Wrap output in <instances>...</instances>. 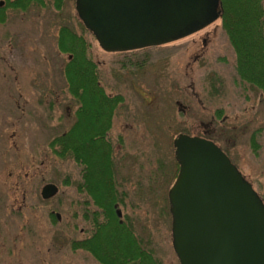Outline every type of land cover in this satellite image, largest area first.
Here are the masks:
<instances>
[{
  "label": "rangeland",
  "instance_id": "rangeland-1",
  "mask_svg": "<svg viewBox=\"0 0 264 264\" xmlns=\"http://www.w3.org/2000/svg\"><path fill=\"white\" fill-rule=\"evenodd\" d=\"M4 13L0 197L9 207L8 215L16 218L9 236L19 244L16 262L10 256L8 262L97 264L87 253L70 247L73 239L89 235L90 221L80 204L86 194L75 188L79 169L73 161L55 157L49 148L50 140L71 126L77 106L63 76L68 55L56 47L60 25L81 32L75 0H66L61 11L48 3L25 11L8 8ZM87 36L101 84L109 94L124 97L110 130L116 183L125 193L123 204H118L121 219H132L136 233L150 240L163 264H179L171 243L168 202L178 173L174 138L182 130L216 137L214 142L264 196V95L237 75L235 54L219 19L191 36L132 52H106ZM215 76L213 91L210 80ZM217 109H222L221 118L214 117ZM255 132L257 155L251 143ZM66 178L70 183L64 185ZM49 182L59 191L43 199L41 188ZM50 212L59 217L53 219ZM4 216L0 208L1 221Z\"/></svg>",
  "mask_w": 264,
  "mask_h": 264
},
{
  "label": "water",
  "instance_id": "water-1",
  "mask_svg": "<svg viewBox=\"0 0 264 264\" xmlns=\"http://www.w3.org/2000/svg\"><path fill=\"white\" fill-rule=\"evenodd\" d=\"M75 10L101 49L126 52L202 30L219 19L221 5L220 0H75ZM173 149L179 168L168 202L179 264H264V201L252 183L211 139L179 133ZM58 191L49 182L40 194L49 199Z\"/></svg>",
  "mask_w": 264,
  "mask_h": 264
},
{
  "label": "trees",
  "instance_id": "trees-1",
  "mask_svg": "<svg viewBox=\"0 0 264 264\" xmlns=\"http://www.w3.org/2000/svg\"><path fill=\"white\" fill-rule=\"evenodd\" d=\"M65 2L6 0L5 5L0 6V22L5 21L4 11L8 8L25 11L32 5L46 7L50 3L55 10L61 11ZM220 5L219 20L235 54L236 73L242 81L264 95V0H220ZM80 23L81 32L68 24L60 25L57 32V50L68 55L63 76L77 106L71 126L49 142L55 157L71 160L79 169L80 178L75 188L86 194V200L80 204L85 218L90 221L89 238L73 239L70 247L88 250L99 264H163L155 256L150 240L136 233L132 219L128 216L121 219L115 212L114 205L123 204L125 193L116 183L115 151L110 130L124 97L109 94L101 84L100 68L90 55L92 41L87 34L92 39L94 36ZM210 81L215 91L216 76ZM221 115L222 109L214 113L216 118ZM256 135V132L252 134L251 143L257 155L260 145ZM209 139L217 141L214 136ZM63 183L67 185L70 181L66 178ZM260 196L264 201V196Z\"/></svg>",
  "mask_w": 264,
  "mask_h": 264
},
{
  "label": "flooded vegetation",
  "instance_id": "flooded-vegetation-1",
  "mask_svg": "<svg viewBox=\"0 0 264 264\" xmlns=\"http://www.w3.org/2000/svg\"><path fill=\"white\" fill-rule=\"evenodd\" d=\"M5 2H6V0H0V5L1 6L5 5ZM202 30H199V31H197L195 33H198V32H200ZM195 33H193V34H195ZM193 34H191V35H193ZM191 35H189V36H191ZM203 42L205 43L206 39H203ZM146 48H148V47H146ZM146 48L136 49V50H143V49H146ZM136 50H131V51H136ZM126 52H130V51H126ZM178 168H179V166H178ZM6 204L7 203H4L3 198L0 197V208H2L4 210V214H5V216H4L5 218L2 221L0 219V264H11L12 262H14L15 261L14 260V255H15V258H16L17 251H18V245H19L18 242H14V240L12 241L10 239V236H9V232L12 231L10 228H12V225H16V222H15L16 218L12 217L11 215H8L9 214V211H8L9 207H7ZM114 208H115V212H116V210L119 209L117 205H114ZM11 209H13V208H11ZM17 212L18 211L16 210V213ZM20 212L21 211H19V213ZM50 216L52 217V212H50ZM121 216L122 215L120 213L119 217L121 218ZM58 217L59 216H57V214H56L55 218H58ZM87 238H89V235L86 236V234L85 235L83 234V236L78 238L77 240L81 241V240H85ZM9 240L11 242H14V243H9ZM77 250H81V251L87 253L89 256H91L97 262V264H99V262L94 258V256L88 250H85L83 248H80V249H77ZM9 256L12 257V262L11 263L8 262V257Z\"/></svg>",
  "mask_w": 264,
  "mask_h": 264
}]
</instances>
